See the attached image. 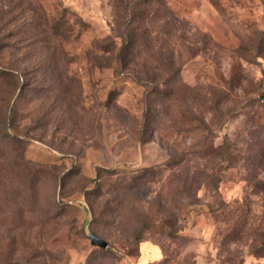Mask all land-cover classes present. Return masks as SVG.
Wrapping results in <instances>:
<instances>
[{"label": "rangeland", "instance_id": "obj_1", "mask_svg": "<svg viewBox=\"0 0 264 264\" xmlns=\"http://www.w3.org/2000/svg\"><path fill=\"white\" fill-rule=\"evenodd\" d=\"M0 264H264V0H0Z\"/></svg>", "mask_w": 264, "mask_h": 264}, {"label": "trees", "instance_id": "obj_2", "mask_svg": "<svg viewBox=\"0 0 264 264\" xmlns=\"http://www.w3.org/2000/svg\"><path fill=\"white\" fill-rule=\"evenodd\" d=\"M133 39L132 36L127 37L125 44L120 49V52L117 56V63L124 65L125 61L129 58L130 53L132 52Z\"/></svg>", "mask_w": 264, "mask_h": 264}, {"label": "water", "instance_id": "obj_3", "mask_svg": "<svg viewBox=\"0 0 264 264\" xmlns=\"http://www.w3.org/2000/svg\"><path fill=\"white\" fill-rule=\"evenodd\" d=\"M88 237L91 240L92 245L100 247V248H107L108 244L104 240L100 239L97 235L94 233H88Z\"/></svg>", "mask_w": 264, "mask_h": 264}]
</instances>
